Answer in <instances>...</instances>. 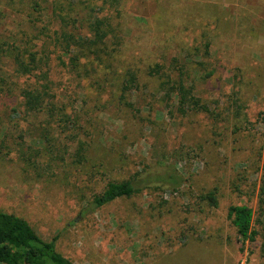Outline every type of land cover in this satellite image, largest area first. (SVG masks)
I'll use <instances>...</instances> for the list:
<instances>
[{
    "label": "rangeland",
    "instance_id": "374dc122",
    "mask_svg": "<svg viewBox=\"0 0 264 264\" xmlns=\"http://www.w3.org/2000/svg\"><path fill=\"white\" fill-rule=\"evenodd\" d=\"M180 77L205 110L178 106ZM263 171L264 0H0V211L73 264H264ZM123 181L131 196L90 208Z\"/></svg>",
    "mask_w": 264,
    "mask_h": 264
},
{
    "label": "trees",
    "instance_id": "16d2710c",
    "mask_svg": "<svg viewBox=\"0 0 264 264\" xmlns=\"http://www.w3.org/2000/svg\"><path fill=\"white\" fill-rule=\"evenodd\" d=\"M104 22L95 20L91 26L93 42L102 43L109 32L103 29ZM25 70L27 68L25 67ZM152 72H159L152 69ZM179 76H186L185 72L179 70ZM177 80L169 83V89L178 96V106L181 109L205 110L206 108L192 95L191 89L185 88L183 81ZM125 89L135 83V77L128 75ZM128 85V86H127ZM24 108L27 112H38L42 109L43 98L34 91H23ZM21 137V136H20ZM179 177L165 175L160 177L159 183L166 186L171 192H175L180 183ZM136 191L132 181L108 182L104 190L95 195L89 203L92 210H96L116 199L129 197ZM211 206H216L215 193L211 192L204 196ZM259 206L264 205V171L261 175L260 185L257 193ZM227 217L234 227L236 234L242 242L253 244L259 237L258 229L254 221L253 211L246 205H232L228 208ZM261 254L264 259V244ZM0 264H73L70 259L62 255L56 248L55 239L46 241L34 231L32 226L23 218L0 211Z\"/></svg>",
    "mask_w": 264,
    "mask_h": 264
}]
</instances>
